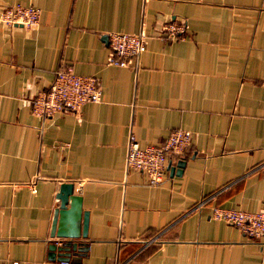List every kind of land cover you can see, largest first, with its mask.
Returning a JSON list of instances; mask_svg holds the SVG:
<instances>
[{
	"label": "crops",
	"instance_id": "1",
	"mask_svg": "<svg viewBox=\"0 0 264 264\" xmlns=\"http://www.w3.org/2000/svg\"><path fill=\"white\" fill-rule=\"evenodd\" d=\"M14 3L39 16L28 29L0 21V264H264V243L209 216L213 204L264 209V0H0V9ZM181 19V37L159 34ZM140 25L144 51L129 66L106 63L107 33ZM66 65L97 78L99 100L31 112V97ZM175 128L190 141L165 156L159 183L125 168L129 134L155 145ZM61 181L86 211L66 261L47 257Z\"/></svg>",
	"mask_w": 264,
	"mask_h": 264
},
{
	"label": "built area",
	"instance_id": "2",
	"mask_svg": "<svg viewBox=\"0 0 264 264\" xmlns=\"http://www.w3.org/2000/svg\"><path fill=\"white\" fill-rule=\"evenodd\" d=\"M38 9L19 3L4 5L0 9V21L7 25L32 28L38 21ZM186 28L184 20H171L160 27V35L166 39L181 37ZM146 34L143 25L136 32L112 31L106 35V63L121 67L129 66L144 51ZM264 84V81H263ZM100 89L97 78L75 73L68 65L54 71L51 82L38 90L30 99V110L36 115L78 110L83 102L99 100ZM190 131L172 129L158 144L140 146L132 134L127 136L124 154L125 168L143 172L149 185L159 183L166 168L165 156L178 157L190 141ZM32 190V189H31ZM208 197L200 198L193 206L198 208ZM209 216L234 226L248 240L264 243V209L246 211L219 205L209 206Z\"/></svg>",
	"mask_w": 264,
	"mask_h": 264
},
{
	"label": "water",
	"instance_id": "3",
	"mask_svg": "<svg viewBox=\"0 0 264 264\" xmlns=\"http://www.w3.org/2000/svg\"><path fill=\"white\" fill-rule=\"evenodd\" d=\"M183 159L176 161L181 167ZM171 170V167H169ZM79 196L72 193V183L61 181L55 192L57 200L53 208L48 243V258L60 261L68 260L70 253L77 251L79 237L85 236L86 211L80 209Z\"/></svg>",
	"mask_w": 264,
	"mask_h": 264
}]
</instances>
